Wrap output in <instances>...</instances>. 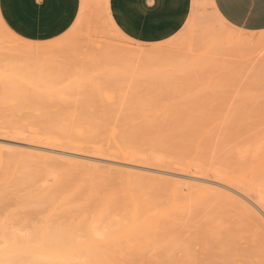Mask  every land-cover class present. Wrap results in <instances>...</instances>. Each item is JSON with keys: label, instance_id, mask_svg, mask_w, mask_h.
<instances>
[{"label": "rangeland", "instance_id": "obj_1", "mask_svg": "<svg viewBox=\"0 0 264 264\" xmlns=\"http://www.w3.org/2000/svg\"><path fill=\"white\" fill-rule=\"evenodd\" d=\"M208 4L209 0H191L188 9L192 20L191 25L182 26L173 38L167 41L166 45L161 46L157 43V39L137 41L123 32V35L117 33L108 20V16H111L109 3L106 8V0H87V7H85L87 13L84 10L83 17L77 21L76 29L67 37L64 46H58L56 48L58 51L53 50V54L51 53L48 59H33L37 64L30 59L25 62V64L30 63L29 67L26 64L22 69L16 68L17 71H21L20 73L15 70L14 73L12 70H8L9 65L0 63V124L5 127L7 125L10 127L11 124L10 128H14V126L25 128L27 124H38L40 127L43 126L41 128L43 133H45L43 129L47 133L54 129V132L57 130L56 133L59 131L58 136L67 134L72 138H77L78 135L85 138L83 129L87 127L84 131L86 130L87 133L92 131L89 135L96 134L97 131L102 134L101 137L105 138L109 132L106 133L103 130L104 127L108 129V125L104 123L109 122V126L116 123L117 125L114 124L116 127H109L110 132L118 128L120 131L117 133L124 131L129 138L133 137L130 135L131 132L135 134V130L138 132L135 134L137 137L144 134V138L141 140H130L141 145L142 148L145 145V150L155 148V151L185 160L226 163L229 160V154L219 149L223 147L220 146L219 139L226 137L227 134L226 138L229 140L230 133L235 139L238 136L242 138L244 134H241L246 131L251 130L246 134L255 132V126L260 128L258 131L261 133L264 125V38L258 39L259 42L256 40L259 36L263 35L264 37V34L260 31L244 30L235 35L221 36L214 30L212 12L206 6ZM250 37L256 40L253 44L247 43V38ZM22 45L24 42L15 39L0 28L1 62L6 57L7 51H13L15 47ZM127 50L150 53V59L145 57L141 59V57V60L136 61L137 58L135 60ZM84 54L86 57L83 56ZM118 116L120 117L117 118ZM123 118L127 119L129 124L124 123L127 120ZM257 120H259L258 123ZM76 121L80 124L83 123L81 132L80 124L76 125L79 128L75 126ZM91 121H96L94 127L92 125L94 123ZM102 121L104 123H101ZM112 121L113 123H111ZM89 124L93 128L92 130H89L91 129ZM101 124L105 126L100 127ZM249 124L250 126L252 124L253 128L249 127V130H245ZM145 125L148 126L145 127ZM46 127L48 130L45 129ZM235 128H238L237 132ZM143 130L145 132H142ZM0 133V223L1 219L2 222L7 220V224L10 221L9 225H13L14 227H12L16 228V231L22 227L27 229L35 226V222H37L36 228L43 227L46 219L50 223H60V221L66 220L67 216L72 218L82 214L83 210L87 211L82 205H86L84 203L89 199L93 203V196L94 200L101 201L100 196L105 192L110 195V198L113 197L114 202L116 199L117 202L120 201V210L123 214L128 213L125 189L122 188L125 183L122 184V181L126 176L128 177V169L124 167L123 161H120L119 158L113 159L107 155L106 158H101L105 163L101 161L103 164H100L101 162H96L94 158L101 156H93L94 154H90V150L87 151L86 148H83L84 150L72 147L66 149L61 146L62 149L60 147L59 149L58 146L44 145L43 142L41 145H38L41 142L32 144L31 141L25 139L26 135L24 134L26 133L13 137L9 134L4 135L3 132ZM112 133L111 136H114ZM201 134L204 137L209 135L213 137H210L209 140L207 138V141ZM200 136L206 142L200 143V146L197 147V140L201 138ZM118 138L122 137L118 136ZM150 141L155 144L154 147H150L151 143H149L150 146L148 145ZM150 164L143 166L137 164V170L129 171L132 182L136 184L134 186L138 195L150 200L155 205L163 206L162 208L165 209H170L173 204H186L183 210L172 212L173 216H181V218L178 217L180 220L176 223H165V227L162 228L165 237H160V234L158 233L159 236L157 234L162 240L165 239L166 244L155 239V243L165 244L166 260L168 257L170 260H178L181 257V249L186 246L189 248L188 255L193 256L191 258H194L193 260L197 264L198 262L200 264H204V262L206 264H243L245 259L253 261L251 253L256 250L253 245L255 241L251 239L249 228L244 229L242 226L241 213L243 211L240 209V204L236 202L243 200L242 191L220 183L212 176L195 172L185 174L176 168ZM48 174L50 175L47 176ZM57 175L60 176H58L60 180ZM25 179H27V183L24 182ZM52 182L55 185L58 183L57 185L60 187L64 183L69 190L75 188L68 193L63 184L61 188L65 189L63 192L67 191L68 198H73L74 192L77 193V191L78 193L89 191L90 196L88 192H86L88 196L77 194L83 198L78 199V196H74L72 201L82 200L76 202L78 204L73 201L76 207L70 204L71 211L69 213L70 209L63 204L69 205L66 202L68 200L66 194L63 199L67 200L60 198L62 202L59 201L58 196H63L62 190L55 185L53 187ZM24 183L27 185V189L23 188ZM32 183L39 184V189L44 186L47 188V185L50 184L51 186H48L49 189L47 188L44 193L46 194L50 190L51 194L53 192V196H56L55 199H58L56 204L59 205L58 202H61L63 205H59L61 207L54 205L55 199L53 202V197L48 196V193L44 198L43 191L38 190ZM28 184L33 186L28 187ZM28 188L29 193L30 189L36 188L32 190L36 192L35 195L41 192L39 197L42 196V198H39L41 199L39 202L45 204V211H42L44 206L39 205L38 197H34L35 201L32 202L30 198L33 192L31 191L32 194L29 195L26 191ZM56 188H59L60 192L59 189L55 191ZM174 189L176 190L175 197H173ZM110 190L112 194H110ZM24 191L27 192L25 195ZM91 191L99 195H94ZM9 194L12 195V198ZM107 195H103L104 199ZM115 195H117L116 198ZM8 197L12 200H9ZM23 197L25 202L22 200ZM25 197L31 200L32 205L28 200L30 204L27 203ZM47 197L48 202L53 206L48 205ZM43 198L44 202H42ZM20 200L27 205L21 206L22 201ZM35 203H38L39 207L35 205L38 208L33 206ZM12 206L13 209H10ZM25 206L30 208L26 209ZM22 207L24 208L22 209ZM48 208H50L49 211ZM19 209L20 213L24 214L23 216L18 214ZM12 210L18 212L14 213ZM26 210H30L28 211L29 215ZM44 212L45 215H42ZM87 212L85 214L88 216ZM9 213H11V218L7 216ZM65 215L67 216L63 217ZM20 216H25L24 219H28V221H22ZM6 217L8 218L6 219ZM16 217L17 219H15ZM37 219L42 222L39 223ZM154 247L156 246L154 245ZM156 249L158 248L156 247ZM152 252H155L152 255H156V257L161 254L155 249ZM195 253L197 255H194ZM147 255L146 257L150 259ZM161 256L164 257V255Z\"/></svg>", "mask_w": 264, "mask_h": 264}, {"label": "bare ground", "instance_id": "obj_2", "mask_svg": "<svg viewBox=\"0 0 264 264\" xmlns=\"http://www.w3.org/2000/svg\"><path fill=\"white\" fill-rule=\"evenodd\" d=\"M86 2H87V0H84L83 9H82V12L79 16L80 19L83 17L84 10H85V13H87L86 12L87 8H85V7H87ZM0 28L3 31H5L6 33H8L5 30V28L1 25V23H0ZM261 37L264 38L262 35V36L257 37L256 40L258 41V39H260ZM247 39H248L247 43H250V44H253V42L256 41V40H253V38H251V37L247 38ZM31 45L32 44H25L24 43V45H22V46L15 47V49L13 51L12 50L7 51L9 54L6 52V54H7V55L5 54L6 57L3 56L4 55V53H3L2 56L4 58L2 59V62L0 61V63H4V64L9 65L11 68L9 67L8 70H12V72H14V70H15L16 72L20 73L21 71L16 70L17 67H18L17 68L18 70L24 68L25 65L27 64V63L25 64V62H27L30 59H32V61H34L33 59H48V57L51 55V53L53 51L52 49H46V48L34 49L33 47H31ZM13 48H11V49H13ZM124 50L126 51V49H124ZM212 50H213V48H212ZM85 51H87V50H85ZM130 51L131 50H127V52L130 53V55L133 56L134 59L137 58V60L135 59L136 61L143 59V57L150 59V53H146V52L141 53V52H134V51L133 52L131 51L132 52L131 53ZM124 55H126L125 52H124ZM83 56H85V54ZM126 57L128 59L127 55H126ZM4 59H5V61H4ZM146 60H148V59H146ZM27 65L29 67L30 63H28ZM5 68H7V67H5ZM22 72H24V71H22ZM118 115H120V114H118ZM119 117L120 116H118L117 118H119ZM95 118L97 119V117H95ZM113 120H114V117H113ZM124 120H127V119H124ZM98 121H99V119H98ZM98 121H97V123H98ZM118 121H120V120H118ZM141 121L143 122L144 120H141ZM258 121L259 120H257V123H258ZM72 122H70V123H72ZM94 122H96V121H91V123H94ZM126 122L128 123V120L125 121L124 123H126ZM129 122H131V121H129ZM156 122H158V121H156ZM261 122H262V120H261ZM23 123L25 124L26 122H23ZM23 123H22V125H23ZM76 123H75V126L80 124V122H78V121H76ZM101 123H104V122L102 121ZM108 123L105 122L104 124L105 125L107 124L108 129H110L112 125L109 126L110 123L109 124ZM111 123H113V121ZM220 123H221V121H220ZM230 123H232V122H230ZM82 124H80V126L78 125L81 128L76 126L79 128V130L81 129L80 132L82 131V126H83ZM99 124H97V125H99ZM114 124L117 125L116 123H114ZM114 124L112 127H116V126H114ZM128 124H126V125H128ZM131 124H133V123L131 122ZM131 124H130V126H131ZM222 124H224V123L222 122ZM252 124H253V122H252ZM252 124H251V126L249 124V126H247V129L245 128V130H249L250 128L252 129L254 126V124H253V126H252ZM259 124L261 125L262 123H259ZM259 124H256V125H259ZM2 125L3 124H0V132H3L4 135L9 134L13 137V136H16L19 134L26 133V134H24V135H26L25 139H28L29 141H31L32 144L35 142L36 143L41 142L40 144L38 143V145H41L43 142L44 145L48 144V145H52V146H58V148L60 147L61 149H62L61 146H63V148H66V149L69 147L70 148L72 147L75 149L84 150L86 148L87 151H88V149L90 150V154L91 153L94 154L93 156H95V157L101 156V157H99L100 159L93 157L96 162H98V161L104 162L103 160H101V158H103V157L106 158L107 155H108V157L109 156L113 157V159L119 158L120 161H123L122 164L124 165V167L128 169V177L126 176L125 179L123 178L124 180L122 181V184L125 182L123 185L124 187H122V188L125 189L124 193L126 195V204L128 207V213L123 214L120 210V201L117 202V199H116L114 202L113 197L110 198L109 197L110 195L109 194L107 195V193L105 192L106 194L103 193L100 196L101 201L94 200L95 198L92 194H91L93 196L92 200L94 201L93 203L89 199L90 197L88 198L90 201L87 200V202H86L84 200V202H86L84 204H86V205H82V207L84 206L88 212L84 211L82 209L83 210V211H81L82 214H78L77 216L72 217V218L65 215L63 217L67 216L68 218L66 217V220H64L63 222L60 221V223H58V222L56 224L53 222L50 223V221L49 220L47 221V219H46V220H44L45 224L44 225L41 224L43 227L39 226L38 228H36L37 222H35V226H31V223H30L31 227L28 224H26L30 228L23 229V227H22V229H19V231L18 230L16 231L15 230L16 228L13 229V227H14L13 225H12L13 227L11 225H9L10 221L7 224V220L2 222V219H1V223H0V264H130L131 261L132 262H134V261L138 262V264H145V261H149V260H151V261L155 260L156 264H197V262H195V260H193L194 258H191L193 256H190V254L188 255L189 248H187L186 246H183V248L181 249V257L178 260H170V257H168V260H166L167 258H165V257H167V256H165L166 250L164 248L166 243L164 242L165 239L162 240V238H160V237H165V235L162 231V228L165 227V223H169V222H175L176 223V222H178L180 220L179 218H181V216L180 217L178 216L179 218L176 216H173L172 212L180 210V209L183 210V208H185L186 204L185 203L180 204V205L173 204L170 209L169 208L165 209V208H162L163 206L155 205L150 200L142 197L141 195H138L137 190L135 188L136 184H134L132 182V178H130V176H129L131 173L129 171H131L133 169L137 170L138 169L137 166L139 164L140 165L142 164V166H143L145 164H150V163L152 165H154V164L158 165V166L159 165H161V166L165 165V166H168L171 168H176L178 170H181L185 174H190V172H195V173L202 174V175L212 176L214 178V180L216 179V181H219L220 183L232 186V187L236 188V190L242 191L243 200L242 201H239L237 199H235V200H237L236 202H238V204H240L241 207L240 206L239 207L243 211V213H241V215H242L241 217L243 219L242 226L244 229H246L247 227L249 228L251 235H252L251 239H252V241H253V239L255 241V244H253V245L256 248V250L251 253L253 261H251L250 259H245L243 261V264H252V263L264 264V227H262V223L260 221V212L262 209H264V125L262 126V129H261L263 132L261 131V133L258 131L260 128L258 126H255L257 128V129L255 128V132L248 134L249 131L251 132V130H249V131H246V132H248L247 134H246V132L241 134V135L244 134V136H246V137L242 136V138H240L241 136H238L235 139L231 135L232 133H230V136L232 137V139L230 136H228L229 140H227V138H226L227 134H226V137L225 136L222 138L220 137L221 140L219 139V142L221 144L220 143L219 144L221 147L222 146L223 147L219 148V149H221V150H223L229 154L228 155L229 160L227 159L228 161L226 163L225 162L216 163L213 161H212V163H210V162L207 163L205 161H196L195 159H186L185 160L182 158L171 157V156L165 155L161 152L155 151L154 150L155 148L154 149H151V148L148 149L147 148V150H145L144 149V148H146V147H144L145 145L142 148L141 145L133 143V141L130 140V139H132V140L134 139V141L141 140L142 138H144L143 137L144 134L142 136L139 135L140 137H137L135 134L138 132L135 130L136 133L134 132L135 134H133L131 132V135H130V136H133V137L135 136V137L129 138L125 134L124 131H123V133H117V131H120V130L118 128H116V130L114 129L112 131L113 132L112 133L107 128L104 127L105 125L102 126V124L100 127H104L103 130L106 133H108V132L110 133V135L108 136V134H109L108 133L107 137H105V138L101 137L102 134L97 133V131L95 132L96 134L92 133V135L91 134L89 135V133H91L92 131H90L89 133H87L86 130L84 131V129H86L87 127L83 129V132L85 133V138H83L82 136L80 137V135H78L79 134L78 130H76L78 132V134L77 133L76 134L79 137L72 138V137L67 136V134H65V136L64 135L58 136L59 134L57 135V133L59 131L57 133H56L57 130L54 132V129H52V131H51L50 126L48 128L52 133L50 134L49 133L50 131H48V133H47V131H45L43 129V131L45 133H47V135H45V133H43L42 129H41V128H43V126L40 127V125H38V124H37L38 126L35 124H29V125L27 124V126H25V128L24 127L22 128V126L21 127H19V126L15 127L14 126V128H10L12 126L11 124H10V127L8 125L6 127H5V125H3L4 126L3 127ZM56 125H54V126H56ZM63 125H65V124H63ZM72 125H71V127H72ZM92 125L94 127L95 123ZM121 125L125 126V124H121ZM187 125H189V124H187ZM69 126L70 125L68 124V127ZM87 126H88V124H87ZM90 126L91 125L89 124V127ZM147 126L148 125H145V127H147ZM206 126H208V125H206ZM66 127L67 126H65V128ZM76 127H75V129H76ZM152 127H153V124H152ZM38 128H40V129H38ZM51 128H53L52 125H51ZM195 128H197V127H195ZM45 129L48 130L47 127ZM92 129L93 128L91 126V129H89V130H92ZM106 129H107V131H106ZM150 129H153V128H150ZM180 129H181V127H180ZM206 129H208V128H206ZM237 129L238 128H235L236 132H237ZM58 130H60V128ZM95 130L96 129L94 128V131ZM137 130H139V127H137ZM140 130H142V129H140ZM142 132H145V131L143 130ZM215 132H216V130H215ZM223 132H225V130H223ZM111 133L114 134V136H111ZM127 133L129 134L128 131H127ZM80 134H83V133H80ZM118 136H120L122 138H118ZM124 136L126 138H123ZM202 136H200L201 138L197 140V144H198L197 147L200 146L199 145L200 143L206 142L207 138L209 140L210 137H213L210 135L208 137L203 136L204 138H206V140H205V139H203ZM135 138H137V139H135ZM215 138L216 137H214V140H216ZM230 139L233 141H231ZM151 140H152V138H151ZM143 141H144V139H143ZM230 141L233 142V144H230L231 143ZM216 142H217V140H216ZM149 143H151L150 144L151 146L149 145ZM148 145L150 147H154L155 144H152V142L150 141V142H148ZM148 145H147V147H148ZM226 146H228L227 149H226ZM102 162L100 164H103ZM100 166H102V165H100ZM99 167H98V169H99ZM81 172L84 173V171H81ZM36 173H34V174H36ZM38 174H39V172H38ZM49 175L50 174H48L47 176H49ZM58 176L59 175H57V178H58ZM58 179L60 180V178H58ZM26 180L27 179H25V181H24L25 183H27ZM52 180H53V178H52ZM16 181H15V183H16ZM31 182H33V179H31ZM54 182H52L53 187L55 185ZM18 183H19V181H18ZM32 184L34 185V183H32ZM57 184L58 183H56L55 187H59L62 190L61 194L63 193V196H61V195H60L61 197L58 196L59 201L62 202V200H60V198L61 199L65 198V196H67V193H66L67 191L63 192V191H65V189L61 188L64 183L61 185V187L58 186ZM33 185L30 184V186H33ZM17 186H18V184H17ZM17 186H16V188H17ZM30 186L28 184V187H30ZM34 186H36V188H38V187L40 188L39 184L37 185V183ZM48 186H51V185L50 184L47 185V188L49 189ZM24 187H26L25 189H27L26 184H25V186H23V188ZM67 187L65 185V188H67ZM23 188H21V189H23ZM36 188H33V189H36ZM39 188H38V190L43 191L42 192L43 197L44 196L46 197V195L48 193V196H51V198L53 197L52 200L54 202V199L56 196H53V194H54L53 192L51 194V191L49 190L45 194L44 192H45V190L47 191V188L45 186L42 187L43 189L42 188L39 189ZM59 188H56V190L55 189L54 190L57 191V189H59ZM33 189H30V190L32 191ZM60 189H59V192H60ZM71 189H75V188H71ZM71 189L69 190L67 188L68 193L71 192ZM76 190H77V188H76ZM26 191L28 192L29 188ZM31 191H30V193L28 192L29 195L32 194ZM79 191H81V190H79ZM27 192H25L24 195ZM82 192H84V191L82 190ZM86 192L89 193V191H85V193H81V192L78 193V191H77V193L74 192V196L77 197L79 194H81V195L83 194L84 196L86 194V196H88V195L90 196V193L88 194ZM35 193L36 192H33V194H32L33 197L31 196L30 199H32V202H34L35 201V200H33V199H35L34 197H38L37 201H38L39 205L42 204V205H40L41 207L44 206V209H42V211L43 210L45 211V204L39 202V200H41L39 198H42V196L39 197V194H41V192L37 193L38 195H35ZM91 193L94 194L93 191H91ZM175 193H176V190L174 189L173 190V197L176 196ZM64 194H66V195L64 196ZM95 194L99 195L96 192H95ZM110 194H112L111 190H110ZM9 195H11V194H9ZM72 195H70V196H72ZM103 195H107L105 199H104ZM74 196H72V197L74 198ZM116 196L117 195H115V198H116ZM27 197H25V199ZM95 197H97V196H95ZM11 198H12V195H11ZM44 198L42 199V202H44L43 201ZM66 198H68V196ZM73 198L70 197V198H68V200L72 201ZM79 198H83V196H81V197L78 196V199ZM84 198H87V197H84ZM8 199L12 200L9 197H8ZM28 199L29 198H27L26 201ZM58 199L57 200L55 199V203H53L54 205L56 204ZM17 200H18V198H17ZM22 200L25 202L24 197L22 198ZM22 200H20V201H22ZM63 200H65V199H63ZM68 200L66 202H68L69 205L70 204L71 205L78 204L76 202L79 201L77 199H76V201L73 200L75 202V204L73 201H72V203H73L72 204L71 201L69 202ZM23 201H22V204L19 203L21 206L24 204L27 205V203H29V202L32 205L31 200H28L29 202L27 201V203H23ZM65 201H63V202H65ZM95 201H97L96 204H94ZM10 202H12V201H10ZM46 202H48V197L46 198ZM61 202H58L59 205L65 204L66 207H68L70 209L71 205L69 206L67 203L62 204ZM38 203L37 204L35 203L33 206L38 205ZM90 203H92V204H90ZM49 204L50 203L48 202V205ZM51 204H50V206H53ZM39 205H38V207H39ZM59 205L56 204V206H59ZM13 206L10 207V209H13ZM21 206H19V207H21ZM56 206H54V207H56ZM35 207H37V206H35ZM59 207H61V206H59ZM75 207H76V205H75ZM77 207H78V205H77ZM8 208L9 207H7V209ZM23 208L24 207H22V209ZM25 208H26V206H25ZM29 208H26V209H29ZM50 208L53 209L52 207H50ZM50 208H48V211ZM64 209H66V208H64ZM20 211L21 210L19 209V212L16 211L14 213L18 212L19 215H22L20 213ZM28 211H30V210H28ZM28 211H27V215H29ZM48 211H46V213H49ZM70 211H71V209L69 210V213H70ZM50 212H51V210H50ZM86 212H87V214H89L88 216L85 214ZM5 213H7V212L5 211ZM69 213H68V215H69ZM10 215H11V213H9L7 216L10 217ZM25 215H26V213H25ZM42 215H45V212ZM22 216H20V217H22ZM30 216L34 217L33 215H30ZM40 217H41V215H40ZM4 218H5V216H4ZM7 218L8 217H6V219ZM24 218H25V216L22 217V221L27 222L28 219L25 220ZM43 218H45V217H43ZM43 218H42V221H43ZM48 218L50 219L49 216H48ZM15 219H17V217ZM18 220H19V218H18ZM18 220H16V221H18ZM20 220H21V218H20ZM42 221L38 220L39 223ZM29 222H31V221H29ZM15 225L17 226L18 224L16 223ZM158 233L160 234V237H158L159 236ZM157 234H158V236H157ZM155 239H156V241L164 242L165 244L162 243L164 246L159 245L158 243H155ZM157 239H159V240H157ZM156 244H158V245H156ZM154 245L158 249H156V247H154ZM151 246H153V247H151ZM148 249L149 250L155 249V251H157V252L160 251L159 254L160 253L161 254L159 255V257H156V255H152L155 252H152V250H150V253L152 252L151 255L153 257L151 255L148 256L150 254ZM146 250H148L147 251L149 253L148 255L146 254L147 252H145ZM146 255L150 259H148L146 257ZM161 255H164V257ZM194 255H197V253H195ZM160 256L163 258H161ZM131 257H132V259H131ZM163 259H165V260H163ZM198 264H200V263L198 262ZM204 264H206V262H204Z\"/></svg>", "mask_w": 264, "mask_h": 264}, {"label": "snow or ice", "instance_id": "obj_3", "mask_svg": "<svg viewBox=\"0 0 264 264\" xmlns=\"http://www.w3.org/2000/svg\"><path fill=\"white\" fill-rule=\"evenodd\" d=\"M125 2L127 7L123 19L116 18L112 23L128 37H132L141 29L160 31L164 36L157 37V43L164 46L178 29L192 23L187 0H183V12L180 11L182 0H125ZM48 5L46 9L41 6L39 15H33L25 24V27L38 29L42 34H47L41 35L38 42L34 39L31 45L34 49L55 50L58 46L62 47L70 33L76 29L77 21L80 19L79 12L73 11L72 16L65 22L63 13L58 11L60 0H48ZM206 6L212 12L214 30L221 36L235 35L251 28L259 29L264 34V0H209ZM177 15H180L179 23H175ZM0 19L4 20L9 31L21 39L24 38V32L14 29L2 14ZM260 221L264 227V209L260 212ZM145 264L156 262L149 260L145 261Z\"/></svg>", "mask_w": 264, "mask_h": 264}, {"label": "crops", "instance_id": "obj_4", "mask_svg": "<svg viewBox=\"0 0 264 264\" xmlns=\"http://www.w3.org/2000/svg\"><path fill=\"white\" fill-rule=\"evenodd\" d=\"M108 3L110 6L111 16H108L109 23L113 29L123 35L122 31L116 27L115 23H112L116 18L123 19L124 11L127 7L125 0H106V8H108ZM84 5V0H60V6L58 11L63 13L65 22L73 14V11H78L79 16L82 12ZM188 9L191 5V0H187ZM41 6L45 9L48 8V0H2L0 3V14L6 17L7 21L10 22L14 29H20L24 32V38L21 39L15 35L12 31H9L8 26L5 25L4 20L0 19L1 25L5 30L15 39L24 42L25 44H32L34 39L37 40L41 35L46 36L47 34H42L38 29H32L25 27L26 22L30 21L33 15H39ZM80 8V10H79ZM180 11L183 12V0ZM180 20V15L175 18V23ZM170 31V30H169ZM245 31H260L256 28L247 29ZM164 33L154 30L141 29L130 37L137 41H152L157 37H163Z\"/></svg>", "mask_w": 264, "mask_h": 264}]
</instances>
